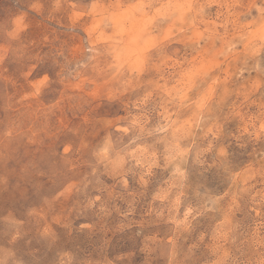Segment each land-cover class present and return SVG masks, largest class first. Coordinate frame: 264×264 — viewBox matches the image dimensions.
<instances>
[{"label":"rangeland","instance_id":"374dc122","mask_svg":"<svg viewBox=\"0 0 264 264\" xmlns=\"http://www.w3.org/2000/svg\"><path fill=\"white\" fill-rule=\"evenodd\" d=\"M0 264H264V0H0Z\"/></svg>","mask_w":264,"mask_h":264}]
</instances>
